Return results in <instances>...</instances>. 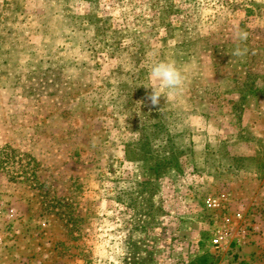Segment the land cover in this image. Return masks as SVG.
Instances as JSON below:
<instances>
[{"label":"rangeland","instance_id":"1","mask_svg":"<svg viewBox=\"0 0 264 264\" xmlns=\"http://www.w3.org/2000/svg\"><path fill=\"white\" fill-rule=\"evenodd\" d=\"M205 254L264 264V0H0V264Z\"/></svg>","mask_w":264,"mask_h":264},{"label":"clouds","instance_id":"2","mask_svg":"<svg viewBox=\"0 0 264 264\" xmlns=\"http://www.w3.org/2000/svg\"><path fill=\"white\" fill-rule=\"evenodd\" d=\"M234 38L238 41H244L248 38V33L239 28L234 32ZM246 49L237 47L234 55L243 56ZM150 79L155 82L156 87L152 88L150 100L153 105L159 103V98L164 92L175 94L183 91L186 77L185 74L171 61H160L155 63L150 69Z\"/></svg>","mask_w":264,"mask_h":264},{"label":"trees","instance_id":"3","mask_svg":"<svg viewBox=\"0 0 264 264\" xmlns=\"http://www.w3.org/2000/svg\"><path fill=\"white\" fill-rule=\"evenodd\" d=\"M126 153H130V152L125 151V154ZM189 264H210V263L208 262L207 255L205 254L195 257V259L191 260Z\"/></svg>","mask_w":264,"mask_h":264}]
</instances>
